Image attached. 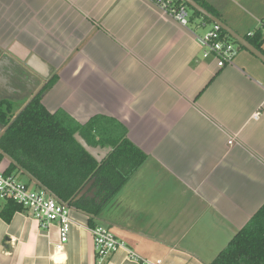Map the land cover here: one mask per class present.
Here are the masks:
<instances>
[{
    "label": "crops",
    "instance_id": "0c3cea01",
    "mask_svg": "<svg viewBox=\"0 0 264 264\" xmlns=\"http://www.w3.org/2000/svg\"><path fill=\"white\" fill-rule=\"evenodd\" d=\"M199 1L243 38L261 30L264 0ZM211 24L149 0H0V101L18 112L38 95L50 114L125 129L145 159L92 224L153 264H210L264 205V65L238 45L223 68L203 59ZM5 203L0 264H136L121 249L99 261L81 211L55 252L56 224L6 218Z\"/></svg>",
    "mask_w": 264,
    "mask_h": 264
},
{
    "label": "trees",
    "instance_id": "16d2710c",
    "mask_svg": "<svg viewBox=\"0 0 264 264\" xmlns=\"http://www.w3.org/2000/svg\"><path fill=\"white\" fill-rule=\"evenodd\" d=\"M194 1L217 18L211 8L199 0ZM180 2L188 7L182 0ZM192 19L211 24L195 11L190 15L189 20ZM221 34L237 45L222 30ZM244 39L264 55L261 30ZM102 119L93 117L79 125L63 112L50 114L38 95L18 112L11 103L0 101V126L4 128L0 135V156L10 161L7 175L16 170L27 176L58 202L87 214L89 225L94 227L93 220L145 159L144 154L126 139L122 126L118 129ZM75 135L90 147L109 151L97 161L80 146ZM91 180L88 192H92L93 197L83 196L76 200ZM21 209L7 201L2 213L6 211L5 217L9 218L10 211ZM210 264H264V205Z\"/></svg>",
    "mask_w": 264,
    "mask_h": 264
},
{
    "label": "built area",
    "instance_id": "2783aa9c",
    "mask_svg": "<svg viewBox=\"0 0 264 264\" xmlns=\"http://www.w3.org/2000/svg\"><path fill=\"white\" fill-rule=\"evenodd\" d=\"M149 1L155 4L163 13L171 16L181 26L189 24L190 15L187 7L180 0ZM201 25L204 24L201 23ZM261 25V31L264 32V21ZM252 35V33L248 34L249 37ZM197 42L202 49V58L212 59L218 68L232 64L237 53V45L223 36L221 28L216 24H211L202 36L197 37ZM228 144L231 145L232 142L229 141ZM0 200L4 202L11 201L22 209L28 210L42 228H46L49 224H56L58 227V243L55 246V252L62 251L68 240L69 227L72 223L69 216V207L55 200L43 189H30L14 176L2 172H0ZM88 231L91 234L95 254L99 261L121 249L136 264H153L131 251L106 228L95 226L89 228Z\"/></svg>",
    "mask_w": 264,
    "mask_h": 264
},
{
    "label": "water",
    "instance_id": "95a60500",
    "mask_svg": "<svg viewBox=\"0 0 264 264\" xmlns=\"http://www.w3.org/2000/svg\"><path fill=\"white\" fill-rule=\"evenodd\" d=\"M183 3H185L192 11H195L199 13L204 18L208 19L211 23L216 24L221 28L223 32L226 33V35L229 36L230 39H232L234 42L237 43L240 47H242L244 50L249 52L251 55H253L256 59H258L263 65H264V55L256 50L249 42H247L243 37L239 36L235 32H233L230 28H228L225 24H223L220 20H218L213 15L209 14L204 8L199 6L194 0H182ZM2 63V62H0ZM75 139L80 144V146L88 152L93 158H95L97 161H100L106 153L109 151V149H99V148H93L88 146L84 140H82L78 135H75ZM93 180L89 182V184L76 196V200L80 199L83 196L86 197H93L92 192H88V189L92 185Z\"/></svg>",
    "mask_w": 264,
    "mask_h": 264
},
{
    "label": "rangeland",
    "instance_id": "374dc122",
    "mask_svg": "<svg viewBox=\"0 0 264 264\" xmlns=\"http://www.w3.org/2000/svg\"><path fill=\"white\" fill-rule=\"evenodd\" d=\"M187 11H188L189 15H191L192 10H191L190 8L187 7Z\"/></svg>",
    "mask_w": 264,
    "mask_h": 264
},
{
    "label": "flooded vegetation",
    "instance_id": "af4514ba",
    "mask_svg": "<svg viewBox=\"0 0 264 264\" xmlns=\"http://www.w3.org/2000/svg\"><path fill=\"white\" fill-rule=\"evenodd\" d=\"M37 96V95H36Z\"/></svg>",
    "mask_w": 264,
    "mask_h": 264
}]
</instances>
